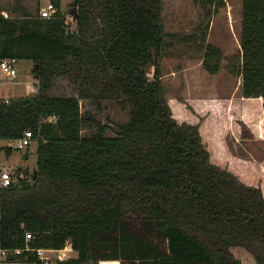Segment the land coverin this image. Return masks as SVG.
<instances>
[{
	"label": "trees",
	"instance_id": "16d2710c",
	"mask_svg": "<svg viewBox=\"0 0 264 264\" xmlns=\"http://www.w3.org/2000/svg\"><path fill=\"white\" fill-rule=\"evenodd\" d=\"M54 1L50 17L0 7V55L31 61L37 87L0 97V136L31 128L38 155L29 177L0 185V247L70 238L77 254L59 264H246L243 249L264 264L262 188L212 161L199 125L179 122L163 92V0H73V24ZM242 2L241 91L264 105V0ZM221 54L207 44L209 71ZM60 75L78 95L49 93ZM101 97L129 105L113 134L81 110V98ZM7 260L42 261L27 249Z\"/></svg>",
	"mask_w": 264,
	"mask_h": 264
},
{
	"label": "rangeland",
	"instance_id": "374dc122",
	"mask_svg": "<svg viewBox=\"0 0 264 264\" xmlns=\"http://www.w3.org/2000/svg\"><path fill=\"white\" fill-rule=\"evenodd\" d=\"M72 1L62 0V8L74 5ZM47 2L48 0H0V7L3 10L7 9L3 13L11 16L23 14L25 11L38 14L40 6ZM242 8V0H225L224 4L220 0L211 2L206 0H163L161 14L167 32V43L163 47L160 57V70L163 92L167 97L173 116L179 122L188 121L200 126L209 114L207 108L202 105L203 102L228 96L227 93L239 85L241 80L238 67L242 53L240 43ZM67 19L70 23H74L72 15L68 14ZM208 43H213L221 48L219 69L216 72L209 71L203 62ZM15 64L17 66L15 76L6 75L2 70L0 71L1 98L29 94L37 88L36 78L32 73V62L20 60L15 61ZM147 69L152 77L153 64H149ZM49 93L78 95V90L69 77L60 75L55 79ZM80 103L82 111L89 110V113L97 121L107 123L108 134L115 133L118 124L127 121L130 117L129 105L118 99L81 98ZM222 105H219L214 111L218 115L224 111ZM219 118L221 121L222 117ZM252 124L249 126L251 132H253V126L254 130L258 132L257 122L252 121ZM93 129L84 127L83 133H89ZM215 129L218 130V127L213 128V130ZM220 131L222 134L221 127ZM243 131L247 133L248 129L245 128ZM254 134L256 133L254 132ZM260 141L248 140L245 143L247 149H240V152L247 157L239 158L236 166L238 164L241 166L235 167L236 172L234 173L246 183L260 186L264 194V174H260L257 169L251 168V166H244V159H242L254 157L253 159L264 161V142ZM9 143L8 139H3L0 142L3 146ZM205 144L210 151L209 144L207 142ZM230 147L236 149L232 143ZM212 152L210 151V156L214 161L216 158L213 157ZM37 156V139L32 138L31 142L22 148L12 146L11 150H7L6 146L3 147L0 152V163L13 167L14 170H22L24 176L29 177L37 165ZM248 163L245 162V164ZM223 167L228 168L227 166ZM238 253L245 259L246 264H257L249 252L239 249ZM76 254V250L70 251V256ZM3 264L25 263L19 260H6ZM100 264L109 263L100 261Z\"/></svg>",
	"mask_w": 264,
	"mask_h": 264
},
{
	"label": "crops",
	"instance_id": "0c3cea01",
	"mask_svg": "<svg viewBox=\"0 0 264 264\" xmlns=\"http://www.w3.org/2000/svg\"><path fill=\"white\" fill-rule=\"evenodd\" d=\"M3 11H7V9ZM227 95L228 96L209 100V102H203L202 105L207 108L209 114L205 122H203L199 128L203 136V141L205 143L207 142L210 151H213V157L216 158L214 162L221 166H227L228 169L236 172L235 167L241 166V164L236 166L239 158L247 157L240 152L241 148L247 149L245 143L253 139L264 142V105L262 96H245L241 93V80L239 85L230 90ZM219 105H222L224 109L220 115L214 112ZM219 117H222L221 121H219ZM252 121L257 122L258 132L254 130V126L253 132H251L249 126H251ZM214 127H218V130H213ZM220 127L222 128V134ZM245 128L248 129L247 133L243 131ZM254 132L256 134H254ZM229 143L230 145L231 143L232 145L234 144L236 149L230 147ZM253 158L254 157L249 159L242 158L244 159V166H251V168L257 169L260 174H264V161ZM245 162L249 163L245 164ZM72 251H74V249ZM115 260H118L120 264L119 259H103L100 261H106L112 264L111 262Z\"/></svg>",
	"mask_w": 264,
	"mask_h": 264
},
{
	"label": "built area",
	"instance_id": "2783aa9c",
	"mask_svg": "<svg viewBox=\"0 0 264 264\" xmlns=\"http://www.w3.org/2000/svg\"><path fill=\"white\" fill-rule=\"evenodd\" d=\"M59 10V6L54 0H48L46 4H42L39 8V14L41 16L50 17L54 15ZM3 12V10H2ZM68 20V19H67ZM6 73V75L15 76L17 74V66L15 64V59L10 57H5L0 55V71ZM9 97H6L5 100H8ZM33 138V132L31 128L24 130L23 134L17 138L9 139L10 145L16 148H22L29 144ZM3 138L0 136V142ZM22 170H14L13 167L7 166L3 163H0V185H9L19 176H24ZM31 231L26 232V239L29 240L33 237ZM24 249L34 250L38 256L41 258L40 263L32 262L25 264H59V257L70 256V251L73 250V244L70 238H67L65 244L60 248L49 247L44 245L32 246L29 242L26 243L24 247H0V264H3L7 260V256L12 254H17Z\"/></svg>",
	"mask_w": 264,
	"mask_h": 264
},
{
	"label": "water",
	"instance_id": "95a60500",
	"mask_svg": "<svg viewBox=\"0 0 264 264\" xmlns=\"http://www.w3.org/2000/svg\"><path fill=\"white\" fill-rule=\"evenodd\" d=\"M68 13L72 16H78V10H77V5H71L68 7Z\"/></svg>",
	"mask_w": 264,
	"mask_h": 264
}]
</instances>
